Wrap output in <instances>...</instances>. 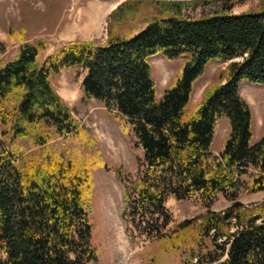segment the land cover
Instances as JSON below:
<instances>
[{"label":"trees","instance_id":"obj_1","mask_svg":"<svg viewBox=\"0 0 264 264\" xmlns=\"http://www.w3.org/2000/svg\"><path fill=\"white\" fill-rule=\"evenodd\" d=\"M203 1L222 2L221 11L193 18L182 9L201 0H125L110 12L105 40L68 41L46 56L45 39L25 42L0 67V264L97 259L91 165L51 144L81 131L51 84L53 74L70 68L83 76L84 97L130 125L143 150L144 171L133 183L128 213L133 225L179 252L181 264H264V199L239 200L264 191V135L250 144L253 114L240 90L243 80L264 83V8L235 13L228 0ZM153 5L160 16L140 24ZM8 36L23 41L25 31ZM158 53L190 54L161 98L149 62ZM214 59L228 62L225 81L207 88L190 115L194 83ZM221 116L229 131L215 153ZM219 194L230 204L213 210ZM169 198L195 199L206 211L169 229Z\"/></svg>","mask_w":264,"mask_h":264},{"label":"rangeland","instance_id":"obj_2","mask_svg":"<svg viewBox=\"0 0 264 264\" xmlns=\"http://www.w3.org/2000/svg\"><path fill=\"white\" fill-rule=\"evenodd\" d=\"M125 0H0V67L13 60L19 47L25 42L45 39L48 47L45 56L72 40H105L108 16ZM162 2H194L196 0H153ZM190 4L182 9L186 17L197 18L221 11L222 2ZM232 12L259 11L264 0H228ZM140 24L160 16L158 5L143 11ZM133 24V23H132ZM144 26V25H143ZM25 31L23 41L10 39L9 33ZM190 54L171 58L158 53L149 59L151 77L155 82L156 96L182 75ZM228 62L211 60L203 74L195 81L188 113L191 115L203 99L204 91L224 82V69ZM76 68L63 70L51 76V84L72 109L81 125L80 135L57 138L51 144L61 151L74 154L82 162L91 165L93 190L89 198L92 244L97 259L90 264H181L179 252L166 250L164 243L153 235L136 228L128 215L133 202V183L144 171V153L130 125L115 114L107 111L101 102L85 98L81 80ZM242 95L249 102L252 119L250 144H255L264 135V83L243 80ZM2 126L0 124V130ZM229 120L218 118L212 150L219 153L226 141ZM264 191L243 194L239 200L244 203L260 202ZM230 204L219 194L211 209L222 210ZM172 215L169 229L185 219L196 217L206 207L195 199L176 200L166 203ZM168 230V228L166 229ZM164 230V232L166 231ZM5 256L0 254V259Z\"/></svg>","mask_w":264,"mask_h":264}]
</instances>
